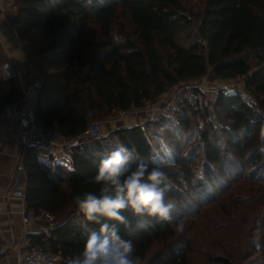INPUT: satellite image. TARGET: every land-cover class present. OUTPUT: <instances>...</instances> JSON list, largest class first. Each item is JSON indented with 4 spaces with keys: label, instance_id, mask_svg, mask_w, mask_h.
<instances>
[{
    "label": "trees",
    "instance_id": "trees-1",
    "mask_svg": "<svg viewBox=\"0 0 264 264\" xmlns=\"http://www.w3.org/2000/svg\"><path fill=\"white\" fill-rule=\"evenodd\" d=\"M12 5L18 41L41 76L35 118L78 140L62 147V160L24 148L26 210L46 228L28 232L25 247L57 254L59 264L83 250L86 229L98 231L99 224L85 220L74 197L99 194L93 180L99 162L122 144L133 151L132 169L138 163L160 168L172 185L170 222L130 209L122 213L127 226L113 221L121 237L133 241L141 264H195L201 255L202 264H264V0ZM5 60L0 45V116L10 105L18 112L24 93L17 76L3 69ZM207 73L229 87L208 98L201 91L197 108L181 99L167 114L85 138L91 122L142 108L166 88ZM245 211L253 215L245 245L229 236L211 244L195 227L212 223L216 234L215 227L225 228L231 215Z\"/></svg>",
    "mask_w": 264,
    "mask_h": 264
},
{
    "label": "clouds",
    "instance_id": "clouds-1",
    "mask_svg": "<svg viewBox=\"0 0 264 264\" xmlns=\"http://www.w3.org/2000/svg\"><path fill=\"white\" fill-rule=\"evenodd\" d=\"M132 159V150L117 145L100 160L93 178L100 185L99 194L84 192L74 197L78 212L86 221L99 224V230L86 229L83 250L67 264H141L133 241L122 238L114 222L127 226V218L122 213L129 209L134 215H146L159 221L173 219L171 213L175 205L166 202L172 187L167 174L160 168L149 171L143 163L132 169L129 163ZM196 175L198 179L204 178L202 170ZM183 228V223L176 225L177 231L182 232Z\"/></svg>",
    "mask_w": 264,
    "mask_h": 264
},
{
    "label": "built area",
    "instance_id": "built-area-1",
    "mask_svg": "<svg viewBox=\"0 0 264 264\" xmlns=\"http://www.w3.org/2000/svg\"><path fill=\"white\" fill-rule=\"evenodd\" d=\"M11 36L15 42L19 43L16 31L11 30ZM3 69L10 76H17L20 81L21 74L18 69L17 64L12 60L8 59L3 64ZM222 87L227 88V84L220 83ZM40 84H35L34 86L28 87L23 90L22 105L18 109V130L17 137L23 146H33L38 152L46 151L48 154H53L55 158L62 160L61 149L66 145H73L78 142V140H71L63 137L57 131L51 129L48 126L38 123L34 115V98L37 89ZM201 91H197L196 86L192 82H185L180 85H175L174 87L167 88L164 90L157 98L156 101L151 104L145 105L142 108H133L130 110H118L117 116L123 117L125 115H131L134 113V117L141 119H153L159 114H167L173 108V105L182 100H185L196 106L198 100L201 99ZM148 106V107H146ZM197 108V106H196ZM16 108L10 105L5 108L4 114L7 117L14 115ZM102 133L101 123L91 122L85 131V138L94 137ZM25 189H26V179H25V169L23 163H19L13 173V189L12 197L19 198L23 202L22 208V221L24 225V230L26 227L34 221L33 215L26 210L25 206ZM1 216V211H0ZM46 230V228H42ZM26 234L22 236V242L18 245L16 253V264H58L59 256L57 254H52L44 252L38 249H28ZM3 256V250L0 249V261Z\"/></svg>",
    "mask_w": 264,
    "mask_h": 264
},
{
    "label": "crops",
    "instance_id": "crops-1",
    "mask_svg": "<svg viewBox=\"0 0 264 264\" xmlns=\"http://www.w3.org/2000/svg\"><path fill=\"white\" fill-rule=\"evenodd\" d=\"M12 0H0V45L2 46L6 60L12 59L20 70V84L22 90L40 84L41 76L27 58L20 43L12 38L11 30L16 31L11 11ZM5 60V61H6ZM158 98V97H157ZM121 121L108 124V131L116 127L142 123V120L134 116L124 117ZM18 113L11 117L5 114L0 116V249L3 256L0 264H16L18 245L22 242L23 234L38 231L42 228L32 221L24 230L22 221L23 202L19 198L12 197L13 173L19 163H23L24 148L18 137ZM108 131H102L107 133ZM62 150V149H61ZM42 157H48L46 151H40ZM63 159V158H62ZM28 240V238H27Z\"/></svg>",
    "mask_w": 264,
    "mask_h": 264
},
{
    "label": "rangeland",
    "instance_id": "rangeland-1",
    "mask_svg": "<svg viewBox=\"0 0 264 264\" xmlns=\"http://www.w3.org/2000/svg\"><path fill=\"white\" fill-rule=\"evenodd\" d=\"M189 1L194 3V4H197V5H200L202 3V0H189ZM240 81H241V79L232 80V82H233L232 88L235 85L240 84L241 83ZM187 82L194 83L196 86V89L198 91H202L203 96L205 98H208L210 96L209 95L210 92L213 91L214 89H218V88L222 87L219 82L213 81L210 78V75H208V73L205 74L203 77L196 79L195 81H187ZM174 86H170V87H174ZM170 87H168V88H170ZM227 87H229V85H227ZM148 104H151V103H147L146 105H148ZM146 107H148V106H146ZM127 116H134V113L132 112L131 115H125L123 117H118L117 111H115L109 119L95 120L93 122L101 123L102 131H108L109 129L107 126L109 123H111V122L112 123L124 122L121 120ZM120 127H121V124H120ZM216 208L218 210L219 206L217 205ZM216 217H217V214H216ZM230 218H231L230 222H229L228 226H226L225 228L215 227L216 234H211L210 227L213 226L212 223L204 222V223L199 224V222H195V227L197 228V231L199 233H201L202 237L206 240H209L211 242V244H214L216 242L219 243V240L221 237L227 238L229 236L233 241H235L241 245H245L247 243V234H248L250 224L252 223V220H253V215L250 212L245 211V212L238 213L234 216L231 215ZM212 219H213V217H209V221H212ZM203 261H204V257L202 255L201 256H195V258H194L195 264H202ZM58 264H59V262H58Z\"/></svg>",
    "mask_w": 264,
    "mask_h": 264
},
{
    "label": "water",
    "instance_id": "water-1",
    "mask_svg": "<svg viewBox=\"0 0 264 264\" xmlns=\"http://www.w3.org/2000/svg\"><path fill=\"white\" fill-rule=\"evenodd\" d=\"M200 34H201L202 39H205V36H204V33H203V30L202 29H200Z\"/></svg>",
    "mask_w": 264,
    "mask_h": 264
}]
</instances>
